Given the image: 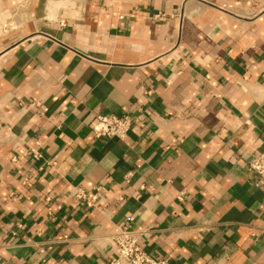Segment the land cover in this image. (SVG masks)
Returning <instances> with one entry per match:
<instances>
[{
  "label": "crops",
  "instance_id": "1",
  "mask_svg": "<svg viewBox=\"0 0 264 264\" xmlns=\"http://www.w3.org/2000/svg\"><path fill=\"white\" fill-rule=\"evenodd\" d=\"M263 150L264 0H0V264H264Z\"/></svg>",
  "mask_w": 264,
  "mask_h": 264
},
{
  "label": "built area",
  "instance_id": "2",
  "mask_svg": "<svg viewBox=\"0 0 264 264\" xmlns=\"http://www.w3.org/2000/svg\"><path fill=\"white\" fill-rule=\"evenodd\" d=\"M133 122L134 119L128 114H97L92 122V131L96 138L125 139ZM249 171L255 185L264 189V150L250 163ZM87 197L86 191L80 188L76 198L87 200L88 206H94V200ZM146 235L147 230L128 227L118 230L112 235L115 252L106 264H169L166 258L154 256L144 248L143 240Z\"/></svg>",
  "mask_w": 264,
  "mask_h": 264
}]
</instances>
